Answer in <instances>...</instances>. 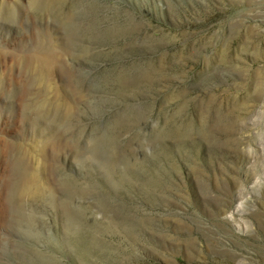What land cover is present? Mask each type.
Returning <instances> with one entry per match:
<instances>
[{"label": "rangeland", "instance_id": "1", "mask_svg": "<svg viewBox=\"0 0 264 264\" xmlns=\"http://www.w3.org/2000/svg\"><path fill=\"white\" fill-rule=\"evenodd\" d=\"M3 4L0 264H264V0Z\"/></svg>", "mask_w": 264, "mask_h": 264}, {"label": "bare ground", "instance_id": "2", "mask_svg": "<svg viewBox=\"0 0 264 264\" xmlns=\"http://www.w3.org/2000/svg\"><path fill=\"white\" fill-rule=\"evenodd\" d=\"M35 5H36V3H35ZM18 16L19 15H17L16 11L11 6L3 4L2 7L0 8V20H7V18L15 19V18H18ZM41 61L45 65V70H46L45 77L46 78H51V73L53 71L55 64H57V63L62 64V60L60 58V55L56 51L51 49L49 46H48L46 55L41 59ZM1 92L3 94H5L4 93L5 89L2 88ZM25 95H26V88L25 87H21V89L19 91H17V94H16V96L18 98H24ZM65 114L67 116L68 113L66 112ZM27 190H28V185L26 183H24L20 193H24Z\"/></svg>", "mask_w": 264, "mask_h": 264}]
</instances>
